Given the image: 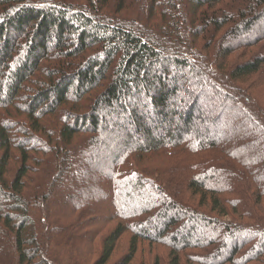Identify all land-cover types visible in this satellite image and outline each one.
Segmentation results:
<instances>
[{
    "label": "trees",
    "instance_id": "1",
    "mask_svg": "<svg viewBox=\"0 0 264 264\" xmlns=\"http://www.w3.org/2000/svg\"><path fill=\"white\" fill-rule=\"evenodd\" d=\"M261 81L264 0H0V264H264Z\"/></svg>",
    "mask_w": 264,
    "mask_h": 264
},
{
    "label": "rangeland",
    "instance_id": "2",
    "mask_svg": "<svg viewBox=\"0 0 264 264\" xmlns=\"http://www.w3.org/2000/svg\"><path fill=\"white\" fill-rule=\"evenodd\" d=\"M196 51V50H195ZM237 58V57H236ZM233 58L231 57V59H233L235 62H241L243 59L242 58ZM257 84V83H256ZM195 85H202V82L199 81L197 83H195ZM183 86V89L185 87V84L182 85ZM247 86H251L253 88H256L255 87V84H251V83H248ZM205 88H208V86H206ZM260 91H262L259 95L257 94V97L258 99L260 100L261 102V105L264 107V83L261 81L260 83H258V88ZM3 92V91H2ZM206 92V91H205ZM6 97V94H2V97L3 99H5ZM151 120V119H150ZM226 122L224 123V125L220 128L218 125L214 124V128H210L209 132L206 133V136H212V137H216V136H223V130L224 128H227L228 129V132H224V135H227V136H231V134L233 135L234 133V130H232L230 128V124H237V123H241L242 126L240 128V130H235V132L237 131L239 137H235L234 140H233V145H235L236 143H241L242 140L243 142L246 140V138H248L250 136V129L251 127L252 130H257V128L255 127V125L253 123H250V122H247L241 115V113L239 112H236V110H229V115L226 117ZM176 123V122H175ZM209 128V126H208ZM175 129V128H174ZM251 130V131H252ZM257 132V136H261L260 137V140L257 142V144H255V147H254V150L256 151L257 155L259 157H264V135L263 134H260L258 131ZM162 132L161 131H157L155 132V136H158L159 134H161ZM96 154V153H95ZM94 155V154H93ZM90 158L87 159V164L88 166H85V168H83V170L79 171V173H88L92 171V173L94 175H99L97 172H93V169H96L98 167H95V160H92V156ZM111 154L107 155L106 158L110 157ZM112 158L109 159V161L111 162ZM106 162V164H110V162ZM101 169V167H100ZM185 169H189V164L186 165ZM183 173H184V168H176L174 169V173H173V179H172V184H175L177 183L176 181H179V182H182L183 181ZM93 176V175H91ZM79 178L80 175H79ZM78 188L82 189L85 187V184H82V182L79 184H77ZM100 187V184L94 188H91L90 189H87V190H90V192H94L96 191L98 188ZM179 195V194H178ZM183 196H188V193L184 194L183 193ZM190 200L192 202H194L195 204H198L199 200L197 197L193 196V197H190ZM133 203L135 202L136 204H139V201L141 200H138L135 196L133 198ZM95 205V204H94ZM102 206H105L104 204H102ZM204 207V206H203ZM105 208H108L109 210V207H105ZM122 208V207H121ZM204 208L210 210V205L207 204ZM107 214V213H106ZM214 214V213H213ZM172 215V214H171ZM216 215V214H214ZM173 216V215H172ZM171 216V217H172ZM103 222H100V223H93L91 224V226H89L87 229L84 230V240L83 242L85 244H88L89 241L91 242L92 238H94L95 236V239L93 241H95L96 245H99L102 241V238L103 236L107 233L108 230H112L115 226L116 223H112L111 226H107L109 227L107 229V227L105 225L107 224H101ZM110 225V224H109ZM199 228L197 231H196V234H199L202 232V228L201 227H197ZM189 231V230H188ZM132 236V234L130 232H127L126 234H124L123 238L121 239L119 245H118V248L115 252V254L113 255V257L111 258L109 264H113L116 260H118L120 257H122L127 251H128V248H129V242H130V237ZM243 237H236L234 240L232 241H229V245H233V243H237L239 242L240 240H242ZM262 245H264V240H263V243ZM100 246V245H99ZM137 256L135 258V262L133 264H153L154 260L159 256V257H162V258H167L168 256V252L169 250L167 249V247H165L164 245H152V244H149L148 242H144V241H141L139 242V245H138V250H137Z\"/></svg>",
    "mask_w": 264,
    "mask_h": 264
}]
</instances>
